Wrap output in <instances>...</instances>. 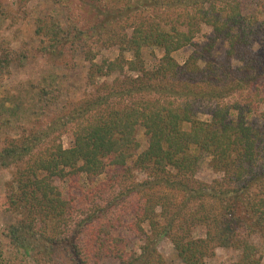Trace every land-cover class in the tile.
<instances>
[{
    "label": "trees",
    "instance_id": "1",
    "mask_svg": "<svg viewBox=\"0 0 264 264\" xmlns=\"http://www.w3.org/2000/svg\"><path fill=\"white\" fill-rule=\"evenodd\" d=\"M48 1L67 23L38 19L35 53L71 68L81 54L94 92L2 150V167H18L11 246L38 264H167L157 244L169 239L179 264H206L218 248L239 251L234 264H262L252 237L264 238V0ZM204 26L212 36L197 44ZM189 46L180 65L172 54ZM109 48L118 57L97 63ZM148 48L166 51L153 70ZM34 55L5 53L0 67ZM48 88H33L45 108L63 93ZM70 126L66 149L56 130ZM204 162L220 180L196 179ZM198 228L205 238L194 237Z\"/></svg>",
    "mask_w": 264,
    "mask_h": 264
},
{
    "label": "rangeland",
    "instance_id": "2",
    "mask_svg": "<svg viewBox=\"0 0 264 264\" xmlns=\"http://www.w3.org/2000/svg\"><path fill=\"white\" fill-rule=\"evenodd\" d=\"M55 17L57 20L67 23V13L58 5L48 0H31L21 2V0H0V57L5 53L13 54L24 50L33 52L34 58L26 62L23 67L13 62L0 67V154L10 141L19 140L24 135L29 134L32 129L48 126L54 123L64 112L72 108L75 103L85 101L94 92V87L90 86L87 80L89 64L83 60L81 54L71 62L72 68L67 67L63 60L57 63L46 60L35 52L40 46V38L35 35L36 21ZM212 36V30L203 27L202 32L195 39V43L204 44ZM194 47H186L172 57L183 65L194 52ZM224 47L218 49L217 54H224ZM119 55L117 48L101 49L97 63L104 60H115ZM146 68L153 70L166 51L161 48H148L143 53ZM128 59H132V54H127ZM70 61V60H69ZM234 63L233 66H237ZM204 68V64H200ZM118 77V76H116ZM114 77L113 79H115ZM106 81L105 79L101 82ZM111 83L112 80H107ZM61 88L62 96L45 108L44 101L41 100L40 90L33 88ZM43 99V98H42ZM201 120H207V116H200ZM59 128V127H58ZM67 130V131H64ZM58 129L56 134L61 136V143L68 149L73 146L74 138L72 126L68 129ZM138 141L141 150L147 148V138L144 130H138ZM17 166L4 168L0 162V264H38L34 258L24 252L18 253L7 238L8 228L15 223L18 216L11 211L9 205V194L12 192ZM221 174H216L207 162H204L196 176L199 182L212 184L214 180H220ZM139 181L144 179L140 173L137 174ZM82 180L80 186H84ZM59 187L68 194L76 195L80 190H72V184L57 183ZM68 196V195H67ZM118 235L133 239V235L128 230L118 231ZM195 238H205V229L198 228L194 231ZM254 245L258 248L263 258L264 264V238L261 236L252 237ZM131 246L139 248V244L132 243ZM158 252L163 256L167 264H179L174 245L169 239H162L157 244ZM239 251L218 248L215 255L206 259V264H234L240 258ZM100 264H119L117 260H103Z\"/></svg>",
    "mask_w": 264,
    "mask_h": 264
}]
</instances>
